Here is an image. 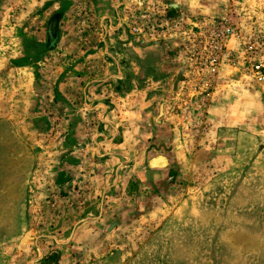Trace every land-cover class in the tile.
<instances>
[{
	"label": "rangeland",
	"instance_id": "374dc122",
	"mask_svg": "<svg viewBox=\"0 0 264 264\" xmlns=\"http://www.w3.org/2000/svg\"><path fill=\"white\" fill-rule=\"evenodd\" d=\"M258 63L264 0H0V264H264Z\"/></svg>",
	"mask_w": 264,
	"mask_h": 264
},
{
	"label": "built area",
	"instance_id": "2783aa9c",
	"mask_svg": "<svg viewBox=\"0 0 264 264\" xmlns=\"http://www.w3.org/2000/svg\"><path fill=\"white\" fill-rule=\"evenodd\" d=\"M207 32L211 33L212 63L217 64L218 60L225 56L227 52L226 41L234 36V30L224 23H217L212 30L205 26ZM251 74L258 82H264V63L255 64L251 69Z\"/></svg>",
	"mask_w": 264,
	"mask_h": 264
},
{
	"label": "crops",
	"instance_id": "0c3cea01",
	"mask_svg": "<svg viewBox=\"0 0 264 264\" xmlns=\"http://www.w3.org/2000/svg\"><path fill=\"white\" fill-rule=\"evenodd\" d=\"M138 49L140 50V48L138 47ZM168 69V67L166 68V72H167V75H168V72H169V70H167ZM102 70H104V68H101V70H99L98 72H95L94 71V73H100ZM84 72V71H83ZM88 73H90V72H84V74L85 75H87ZM90 74H92V73H90ZM96 76L98 77V74H96ZM96 79V78H95ZM105 78H97V80H92L91 82H87L85 85H84V88H83V90L84 91H88V93H91V91L92 90H94L93 89V84H95L96 82H100V81H103ZM88 99V98H87ZM88 101H89V99H88ZM90 102V101H89ZM108 146H114L115 145V143H114V141H112V142H110L109 144H107ZM115 146H117V145H115Z\"/></svg>",
	"mask_w": 264,
	"mask_h": 264
}]
</instances>
